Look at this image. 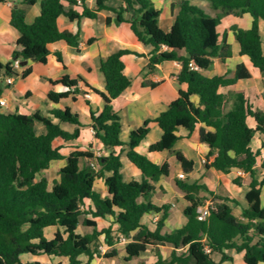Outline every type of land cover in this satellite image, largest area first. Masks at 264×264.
Listing matches in <instances>:
<instances>
[{
    "label": "trees",
    "instance_id": "obj_1",
    "mask_svg": "<svg viewBox=\"0 0 264 264\" xmlns=\"http://www.w3.org/2000/svg\"><path fill=\"white\" fill-rule=\"evenodd\" d=\"M38 1L40 14L33 22H28L24 5ZM110 1L115 0H96L95 7L88 8L83 0L81 3L77 0H24L23 6L14 7L11 25L21 33V48L13 52L9 62L4 64L0 60V82L8 76L25 78L31 73V67L21 73L15 71L13 64L17 59L21 63L27 60L46 63L51 54L49 45L53 42L64 40L78 47V33L59 29L60 15L96 18L98 11L109 8L107 2ZM121 1L136 12V18L130 22L134 34L142 43L152 46L146 74L155 72L165 61H178L181 69L176 80L186 86L185 93L174 99L159 116L131 130L126 144L129 147L127 158L141 171L140 181H126L123 177L122 150L116 152L124 145L120 139L122 123L113 107V101L131 85V79L124 73L122 57L132 51L120 49L101 60L106 79L105 93H101L105 105L100 112L91 111L90 115L95 137L103 143L107 155L95 157L92 152L82 150L65 155L60 146L54 145L57 139L70 141L80 135L83 124L79 114L70 107L51 109L53 117H49L39 113L4 112L0 106V264H39L24 261L25 254L63 257L68 259L67 264H81L79 256L86 255V264H91L95 257H115L121 235L128 239L126 262L152 247L157 258L150 264H221L228 250L243 252L246 264L264 263V156L258 166L262 151L252 146L256 135L264 134V89L256 94L263 106L255 105L245 91H224L236 85L239 79L251 77L244 64L233 77L206 74L214 58L225 61L232 56L228 31L239 43L240 54L247 55L253 65L264 72L260 30V21H264V0H198L205 5L209 3L213 12L192 3L193 0H177L178 13L168 31L160 26L162 11L152 0ZM76 6H82L81 13L76 11ZM125 10L122 7L115 10L118 23L125 20L122 15ZM230 13L236 16L249 13L253 18L252 26L243 29L233 24L220 33L218 26ZM55 55L62 62L61 53L55 52ZM57 83L69 89L61 92L51 89L48 98L52 102L77 92L76 83L67 74ZM143 83L156 86L152 81ZM190 95H197L198 102L192 101ZM248 117L255 119V128L248 124ZM34 120L44 124L45 132H36L31 125ZM60 122L75 125L74 131L63 129ZM151 122L158 123L163 134L149 147L150 152L171 149L182 137L178 134L181 128L190 136L200 125V141L209 148L204 162L206 169L229 173L238 168L250 174L245 195L247 206L240 214L228 206V202L239 204L235 198L187 177L195 162L179 153L185 178L178 177L175 182L188 202L183 209L187 221L179 228L162 232L171 204L158 205L153 201L154 183L168 175L169 163L160 165L136 149L150 131ZM62 159H66V164L59 169V177L50 182L43 171L49 169L53 161ZM82 159L84 163L80 162ZM94 160L98 168L92 165ZM106 173L110 174L106 176ZM101 178L108 188L107 196L96 190L95 182ZM241 179L236 177L234 183L241 185ZM207 202L210 203L209 214L201 220L199 208ZM149 214L158 216L155 229L142 221ZM81 215L91 216L85 217L83 224L93 227L92 233L77 232ZM97 218L109 219L111 225L98 229ZM49 226L58 227L51 239L45 235ZM166 244H171L173 250L164 257L160 246ZM215 254L221 259L215 260Z\"/></svg>",
    "mask_w": 264,
    "mask_h": 264
},
{
    "label": "crops",
    "instance_id": "obj_2",
    "mask_svg": "<svg viewBox=\"0 0 264 264\" xmlns=\"http://www.w3.org/2000/svg\"><path fill=\"white\" fill-rule=\"evenodd\" d=\"M23 1L24 0L0 1V60L4 64L12 59L13 52L16 49L21 48V33L17 28L11 25V16L13 8L16 6H23ZM176 1L177 0H152L154 6L162 11L159 23L165 31L170 30L174 23V18L178 13V7L175 5ZM192 3L206 6L202 1L193 0ZM83 4L88 8H94L96 0H83ZM107 5L109 8H104L98 11V16L96 18H75L73 16L60 15L58 18L59 29L61 31H69L73 34L78 33L80 36L78 47L71 46L64 40L53 42L49 45L51 54L48 56L46 63L27 60L26 64L21 66L19 73H21L26 67L32 68L31 73L27 77L22 78L20 76H14L15 80L12 84H8L5 79H2L0 82V98L6 100V105L2 106V110L4 112H19L27 115L39 113L43 116L53 117L50 113L51 109H64L65 107H70L73 112L79 114L80 120L83 124L80 128V135L77 139L70 141L57 139L54 142V145L60 146V151L65 155L71 154L74 150L90 151L95 157L107 155L108 151L104 148L103 143L95 137V129L90 115L91 111L100 112L105 105L101 93H105L106 79L101 70V60L116 53L120 49L132 51L122 57L125 64L124 73L131 79V85L113 101V107L119 114L122 123L120 139L124 145L117 148L116 152L118 153L122 150V171L125 169L127 170V176L123 175V177L126 181H140L142 179L141 171L127 158L129 147L126 144L128 143L129 134L131 130L143 126L148 119H154L159 116L161 112L165 111L174 99L184 95L186 86L179 84L176 80V75L181 69V64L178 61H165L157 66L155 72L146 74V66L149 61L152 46L150 44L142 43L131 29L130 22L136 18L135 10L127 6V4L121 0L107 2ZM24 6L27 11L26 20L28 22H33L41 11L40 1L33 5ZM121 7L126 9L122 14L125 20L118 23L116 21L118 14L115 10ZM75 9L79 13L82 12V6H76ZM224 18L222 19L221 24L223 23ZM107 19H109V22ZM230 21L231 23L224 27L225 29L223 32L228 30L233 24H237L243 29H248L252 26L253 18L249 13H245L241 16L233 15L230 17ZM260 30L264 49L263 20L260 21ZM90 39H94L92 43H89ZM228 42L232 47V56L225 61L220 58H214L213 63L206 74L208 76L219 74L233 77L236 75L240 66L244 64L251 74V77L247 79H239L236 85L227 87L224 91H245L243 85L248 81L254 80L261 83L260 88L258 89V93H261L264 89V72L255 67L247 55L240 54V45L231 31H228ZM55 52L61 53L62 62L58 60ZM133 52H138L141 55L138 56ZM66 74L76 83L77 92H72L67 98L62 99L59 102H52L48 98L51 89L56 92L69 89L62 83H57V81ZM144 80L155 82L156 86L152 87L146 85L143 83ZM243 80L245 83L238 88V85ZM52 82H54V85ZM256 94L257 93L253 96H249L247 93L255 105L263 106V102L256 99ZM189 98L196 103L198 102L197 95H190ZM53 120L59 122L57 118H53ZM247 121L251 127H256V121L253 117H248ZM31 125L37 133H42L46 130V127L42 122L34 120L31 122ZM60 125L63 129L69 132H73L75 129V125L70 123L60 122ZM199 128L200 125H198L196 130L193 131L190 136H187V130L181 128L178 134L182 137L171 149L161 152H150L149 147L157 142L163 134L158 123L151 122L150 131L146 138L136 148L139 152L149 156L150 159L160 165L165 162L169 163L168 175L163 176L158 182L154 183L156 193L153 197V201L155 203L157 201L158 203L156 204L158 205L164 203L171 204L170 214L165 221V226L162 229V232H169L174 228H179L187 221L183 214L181 223H176L177 221H175L173 217L176 214L175 213L172 216L174 221L171 224H168V219L170 218L172 210L175 209L177 211V207L180 206L183 213V209L188 204L183 197V191L177 187L175 182L178 175L183 173L181 160L178 157L179 153H182L188 159H192L195 162L194 169L186 175L187 177L206 184L210 190L228 194L232 198H235L239 204L235 205L233 202H228V206L233 208L236 214H238V206H242V208L247 206L245 195L249 190V184L251 181L250 174L243 172V177L238 176V168H233L229 173L216 171L212 168L206 169L202 162H205L209 148L206 144L200 141ZM252 146L254 149L264 148V134L256 135L252 142ZM263 156L264 155L262 154V156L259 157L258 166L263 161ZM80 162L84 163L85 161L82 159ZM92 163L95 164L97 168L99 167L95 160ZM65 164L66 159H62L53 161L51 166H56L59 170ZM109 174L110 173H106V176ZM236 177L242 178L241 185L234 183ZM166 178H170V183L165 181ZM173 186H175V188ZM95 187L98 188V190H96L102 196L108 195V188L105 185L103 178L96 180ZM238 194L244 196L246 200L245 203H243L238 197ZM262 202L264 204V187L262 190ZM85 217L91 218V216L86 215L80 216V222L77 228L78 233L80 229H82L83 234L93 232V227L83 224ZM157 220L158 216L150 214L145 215L142 219V221L151 229L156 228ZM96 221L98 229H103L111 225L109 219L97 218ZM57 229V226H49L45 229V235L48 237V234H52L54 237ZM48 231L49 233H47ZM127 242L128 241L120 242L116 245L117 255L115 257H95L91 261V264H105L101 259L110 261L115 258L118 260L121 259L122 264H133L134 260L138 261L148 255V253H150V256H147V260L142 261L139 264H150L156 260L157 256L155 252L152 250V247H149L148 250L143 252L139 257L126 262L124 257L126 255L125 246ZM160 250L163 256L167 257L173 250V246L171 244L162 245L160 246ZM29 255L31 254L23 255L27 257V260L25 261L29 260ZM79 259L81 260V264H86L88 257L87 259H83L82 255H80ZM220 259V255L218 258H215L217 261ZM109 261L106 264H109ZM236 261H238V264H246L244 261V253L228 250L226 251V258L222 260L221 264H236Z\"/></svg>",
    "mask_w": 264,
    "mask_h": 264
},
{
    "label": "rangeland",
    "instance_id": "obj_3",
    "mask_svg": "<svg viewBox=\"0 0 264 264\" xmlns=\"http://www.w3.org/2000/svg\"><path fill=\"white\" fill-rule=\"evenodd\" d=\"M206 8H208L209 12H213L211 10V8H210V4L209 3L206 4ZM233 15L234 14L230 13V14H228L224 18L223 23L219 26V31L221 33L225 29L224 27L228 26L231 23L230 17H232ZM263 34H264V32H263ZM217 71H219V70H217ZM257 79H260V78H257ZM244 83H245L244 80L241 81L240 84L238 85V88H240ZM260 84L261 83H258V81L251 80V81L246 82L243 85V88L249 94V96H253L255 93H258V89L260 88ZM261 150H264V148H262ZM262 153L264 154V151H262ZM202 164L204 165V161L202 162ZM126 171H127L126 169L124 171H122V173H123L124 176H127L126 175ZM237 173H238L237 175L238 176H241V177H243V175H244L243 172L240 173V170L239 169H238V172ZM42 174L45 175V176H47L49 178V180L52 182L54 179H56V178L59 177V170H58V167L51 166V168L49 170H44ZM165 181L167 183H170V178H166ZM173 187L175 188V186H173ZM96 189L98 190V188H96ZM238 197L243 201V203L246 202V200H245V198H244V196L242 194H238ZM156 203H158V202L156 201ZM177 208H178L177 211L175 209L172 210L171 215H170V218L168 219V224H171L174 221V219H175V221H177L176 223H178V224L181 223V221L183 219L182 209L180 208V206H178ZM241 209H242V206H238V214L241 212ZM172 216L174 217V219H172ZM49 231L47 233H49ZM79 233H82V229H80ZM48 237L49 238H52L53 235L52 234H48ZM149 254L150 253H148V255L144 256L143 258L139 259L138 261L134 260L133 264H139L142 261H146L147 258H148L147 256H150ZM214 256H215V258H218L219 257L218 254H215ZM82 257H83V259H87V257L84 256V255H82ZM23 259L25 261V260H27V257L26 256H23ZM28 259L29 260H32V261H36L39 264H67L68 263V259L67 258H63V257H50V256H47V255H41V256L29 255L28 256ZM101 261L106 264V263H108L109 260L107 261L105 259H101ZM109 262H110L109 264H122V260L121 259L118 260L117 258L112 259ZM236 264H238V261H236Z\"/></svg>",
    "mask_w": 264,
    "mask_h": 264
},
{
    "label": "built area",
    "instance_id": "obj_4",
    "mask_svg": "<svg viewBox=\"0 0 264 264\" xmlns=\"http://www.w3.org/2000/svg\"><path fill=\"white\" fill-rule=\"evenodd\" d=\"M78 1V3H81L82 2V0H77ZM13 69L15 70V71H17V72H19L20 71V69H21V62H20V60L19 59H17V60H15L14 61V64H13ZM14 76H8V77H6V82L8 83V84H12L13 82H14ZM4 105H6V100L5 99H2V98H0V106H4ZM263 154V153H262ZM264 155V154H263ZM94 167H96V165H94V164H92ZM242 171L240 170V173H241ZM178 177H180V178H185V176H184V174L183 173H181V174H179L178 175ZM209 202H207V204L205 205V206H202V207H200L199 208V219H201V220H203V219H205L206 217H207V215L209 214ZM126 241H128V239L125 237V236H123V235H121L120 236V242H126ZM104 249V248H103Z\"/></svg>",
    "mask_w": 264,
    "mask_h": 264
},
{
    "label": "water",
    "instance_id": "obj_5",
    "mask_svg": "<svg viewBox=\"0 0 264 264\" xmlns=\"http://www.w3.org/2000/svg\"><path fill=\"white\" fill-rule=\"evenodd\" d=\"M26 62H27V61H23V62H22V65H25V64H26Z\"/></svg>",
    "mask_w": 264,
    "mask_h": 264
}]
</instances>
